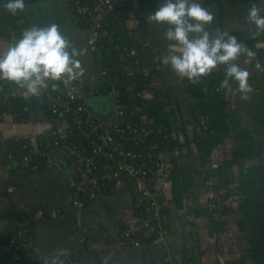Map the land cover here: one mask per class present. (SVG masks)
I'll use <instances>...</instances> for the list:
<instances>
[{
    "label": "built area",
    "instance_id": "2783aa9c",
    "mask_svg": "<svg viewBox=\"0 0 264 264\" xmlns=\"http://www.w3.org/2000/svg\"><path fill=\"white\" fill-rule=\"evenodd\" d=\"M62 1L68 15L92 33L90 50L98 65L100 81L95 89L83 88L82 81L73 82L67 88L62 82L49 81L48 88L39 97L27 95L10 82L5 90H1L0 119L10 115L3 114L1 109L23 95L30 102L36 100L39 110L49 109L54 115L44 118L50 124L48 134L24 135L19 143L13 142L21 154L16 156L13 150L7 155L10 164H5L1 158L0 164L16 174L33 175L51 163L54 152L66 150L77 164L70 182V199L79 208H84L102 194L111 193L115 185L125 178L140 182L145 176L171 179L174 163L166 154V149L160 146L159 139L169 140L172 132L167 125L159 126L156 122L163 110L154 108V105H162L167 111L170 106L147 95L151 83L144 90L139 88L138 77L149 74L157 62L154 55L145 53L143 46L139 47L128 19L130 6L141 0ZM125 28L127 32L123 37L115 38L114 35ZM16 31L11 35L10 43L21 37L19 29ZM213 91V88L208 89L209 93ZM93 97L111 102V107L99 104L107 108L106 119L92 110L93 102L90 103V99ZM157 110L158 115L155 114ZM11 117L23 123V118L18 120L15 115ZM146 185L141 182L136 195L138 203L145 205V208L139 216L135 215L128 221L130 224L111 232L109 238L114 243L141 247L145 236L152 233L157 238L167 235L175 202L172 197L154 192ZM212 185V180L206 182L207 189L202 198V203L211 212L222 203ZM11 219L16 220L21 228L7 243L0 264H50V260L43 261L37 255L34 235L29 234V224L19 222L14 215ZM59 259L64 264H75L73 257L67 253ZM163 262L180 264L179 259L171 255L166 256Z\"/></svg>",
    "mask_w": 264,
    "mask_h": 264
},
{
    "label": "crops",
    "instance_id": "0c3cea01",
    "mask_svg": "<svg viewBox=\"0 0 264 264\" xmlns=\"http://www.w3.org/2000/svg\"><path fill=\"white\" fill-rule=\"evenodd\" d=\"M44 1L45 5H49V10L53 11L56 19L59 18L60 28L72 43L79 49L87 50L83 60H86L85 69L88 72L81 79L82 87L95 89L100 79L97 62L90 50L92 33L80 27L79 22L68 15L62 0L37 1L40 4L36 10L25 7L23 12H18L15 16L9 13L0 14V52L6 50L10 44V31L15 29V17H17L16 24L19 23L21 26L26 23L29 28L38 25V21L32 18V14L42 9L46 10V6L43 8L41 5ZM142 2L143 0L140 3ZM204 2L205 0L200 3L203 5ZM137 4H132L127 12L130 23L134 21L132 15H135ZM251 5L239 8L245 10ZM227 15L224 20L229 31H235V27L244 24V20L237 21L233 25L228 23L227 20L232 17V13L228 12ZM210 30L223 32L217 24L216 17ZM132 31L138 39L137 30ZM239 33L246 38H253L248 37L247 33V35L244 32ZM166 43L168 45L169 42L166 41ZM163 55L161 54L162 57ZM161 60L159 59L157 64L158 74L153 78V82L148 87L149 92L146 91V93L149 96L150 93L157 91L166 99L171 98L172 104L180 105L182 121L178 122L179 128L174 126V132L171 131L172 138L177 136L180 139L181 124L189 126L194 120V100L187 93L183 83L181 85V79L170 70L169 66H163ZM2 89L4 87L0 81V91ZM100 99V101H93L92 110L96 115L99 114L105 118L108 116L105 114L107 108L99 104H108L111 107V102L105 98ZM49 127L50 124L45 120L19 123L12 119L11 115H5L0 121V148L8 138H17L31 133L46 135ZM179 152L180 150L177 149L174 154L171 153L173 157H176L178 164L181 162ZM76 168L75 159L64 149L54 152L51 163L33 175H14L0 167V250L2 251L0 261L7 247V240L13 233L11 222L13 213H20L33 229L35 251L43 261L50 260L57 252L63 250L64 253L73 257L75 264H163L164 258L170 255L178 258L180 264H256L247 254V249L250 247L249 235L239 231L237 226L240 212L237 208L238 202L233 199L235 197L233 185L230 187L232 191L230 197L217 193L222 201L220 208L226 207L228 210L211 213L202 203L207 189L206 184H204L203 196L199 198L198 203L196 195L192 194L199 184L195 179V186L190 187L183 194L185 203L183 202L179 207L176 203L174 204L171 210L172 224L166 236L158 237L150 244H143L141 247H126L109 241L103 231L117 230L135 217L134 195L139 188L137 182L130 179L120 180L111 193L102 194L84 208H79L70 199V182ZM150 182L148 183L152 184L151 186L163 192L165 196L169 194L173 197L170 179H155ZM214 221L220 222L221 230L218 232L212 230ZM87 253L94 254L96 259L93 260Z\"/></svg>",
    "mask_w": 264,
    "mask_h": 264
},
{
    "label": "trees",
    "instance_id": "16d2710c",
    "mask_svg": "<svg viewBox=\"0 0 264 264\" xmlns=\"http://www.w3.org/2000/svg\"><path fill=\"white\" fill-rule=\"evenodd\" d=\"M262 1L263 0H205L204 4L216 6V14L218 15V17H216L217 24L223 32L226 31L230 34H234L243 43L255 45L256 40L260 36L249 39L246 38L242 33L237 31H229L225 26L224 19L228 14V6L243 7L253 3L258 4ZM15 19H17V17H15ZM15 19L14 27L17 28ZM143 24V29H146V22ZM79 26L84 28L82 23H79ZM18 29H21V26H18ZM125 32H127L126 28L122 32L116 33L114 36L118 39V37H123ZM120 42L122 41L120 40ZM139 47L141 48L142 45L139 44ZM148 52L149 49L145 50V53ZM156 64L159 63L157 62ZM157 74V68L155 67L149 74L140 75L138 77L141 84L139 87L140 90H144L147 84L152 83L153 78ZM224 75L225 73L223 67L221 66L216 72L205 78L201 83L192 84L186 79L187 93L194 101H198L197 105L195 104L197 110H195V108L193 110L194 120L189 126L181 124V134H183L185 139L183 142H178L177 136L173 138L170 136L169 140H165L164 138L159 139L160 146L166 149V154L172 158L174 163V171L170 180L172 183V199L178 207L182 206L184 197L183 194L188 191L190 187L194 186L195 177L194 173L191 172L188 167L184 168L182 165L180 167L176 157H173L171 154L174 151L172 149L178 145L177 149H181V152L184 149H187L190 152L192 145L195 144L199 147L201 158L204 160L203 163L206 164V162L211 160L212 149L222 145L225 139L230 136V132L232 131V125L228 121L232 93L226 94L225 90L220 89V84L224 79ZM0 81L3 83L5 90L10 82L3 80ZM233 87H236V85L233 84ZM210 88H213L214 90L212 93L208 92V89ZM1 96L2 92L0 91V97ZM167 98L168 99H166L161 93L154 91V100L156 99L159 102L165 101V104H169L170 106V110L167 111L162 105H154V108L159 107L163 110V114L161 116L158 115L160 109L155 111V114L158 115V120L156 122H158L159 126H164V124L167 125L169 130L173 132L174 126L177 127V125H179L178 122L180 120L182 121L180 112L181 109L180 105L177 104L176 106L172 104L171 98ZM152 103L153 102H151V104ZM37 105L38 102L36 100L30 102L23 95L11 100L7 106L1 109V112L3 114L15 115V118L18 120L23 118V123H28L30 121L38 122L44 120V118H50L54 115L51 111H49V109L44 110L43 108L39 110ZM26 107L28 110L24 111ZM254 111L256 113L254 119L255 122H258L264 130V97L257 101ZM2 119L3 118H1L0 121ZM177 128H179V126ZM190 130H193L192 134L190 133ZM22 139L23 136H19L17 138H8L3 147L0 148V158L5 164H10V161L7 159L9 152L14 150V153L17 154L16 156L21 154L20 149L18 148L17 151L13 144L19 143ZM236 141L238 144L232 149L231 158L227 159L223 164L213 168V171L207 173L203 179V182L205 184L207 181L212 180V187L215 194L219 193L224 197H230V193L232 192L230 187L231 185L234 186L233 191L236 194L238 202L237 208L240 212V216L237 220V226L239 231H244L249 235L248 238L250 241V247L247 249V254L256 264H264V163L261 162L264 143L255 137L251 131L245 129L241 130L239 133H236ZM247 162H253V164L246 167L247 169H243L244 175L241 177L239 182H236L232 173L234 168L236 166L243 168ZM2 166L3 164H0V167ZM9 171L14 175H19L13 170ZM22 175L25 176L26 174H20V176ZM124 180L129 179L125 178ZM151 180L155 179H151L150 176H145L141 182L147 184L146 186L152 188L154 192H160L164 195L163 192L159 191L155 187L151 186L152 184L148 183ZM134 181H136L139 186L134 195V214L139 216V213L145 208V205L139 204L136 200V195L140 190L141 182L137 180ZM225 210L228 209L226 207H218L214 211L210 212L214 213L215 211L220 212ZM13 215L19 222L28 223L22 214L13 213ZM11 222L13 225V233L7 240V243L11 238L14 237V233H16V231L21 228L20 224L16 223V220H12ZM128 223L129 222H126L123 227H120L117 230L124 228ZM29 227H31L30 224ZM212 230H216L217 232L220 231V222L214 221ZM111 232L112 231L110 230H104L103 234L109 241L114 243V241L109 238ZM29 234H34L33 229L29 231ZM156 236L157 235L154 233H152L150 236H145L143 238V244H150L157 238ZM185 252L187 254V250H185ZM183 254L186 256L185 253ZM29 259H31L30 256Z\"/></svg>",
    "mask_w": 264,
    "mask_h": 264
},
{
    "label": "clouds",
    "instance_id": "9594fccd",
    "mask_svg": "<svg viewBox=\"0 0 264 264\" xmlns=\"http://www.w3.org/2000/svg\"><path fill=\"white\" fill-rule=\"evenodd\" d=\"M25 6L26 0H2L0 14L6 11L15 16ZM214 19V13L198 0H161L147 15L149 23L166 29L164 37L169 43L161 59L178 78L198 84L222 66L225 75L220 89L226 94L239 93L241 99L247 100L253 91L250 72L238 62L244 57V62L251 64L257 53L229 32H212ZM245 21L255 27L257 35L264 34V10L255 3L248 9ZM86 51L77 48L58 24L34 25L0 52V80L35 97L42 95L49 81L62 82L67 88L85 76L81 57ZM255 68L264 72L258 60ZM64 254L63 250L57 252L50 264H64L59 259Z\"/></svg>",
    "mask_w": 264,
    "mask_h": 264
},
{
    "label": "rangeland",
    "instance_id": "374dc122",
    "mask_svg": "<svg viewBox=\"0 0 264 264\" xmlns=\"http://www.w3.org/2000/svg\"><path fill=\"white\" fill-rule=\"evenodd\" d=\"M201 1H204V0H198V2H201ZM40 2H38L36 5L27 4L25 7H31V8H33V10L34 9L36 10V8L40 4ZM160 2H161V0H144L142 3H138L136 5V8H135V12H134L135 15L134 16L132 15L135 22L132 21V23H130L131 24V30L136 29L138 32L139 37H138L137 41L139 44L144 46L142 49L144 51L149 49L148 53H151L152 55H154L157 58V62L159 61V59H161V57H162L161 54H164L163 56H165V50L167 48L166 47V45H167L166 41L167 40L164 37V32L166 29L160 25H157L154 23H149L147 21V15L153 13ZM44 3H45V1L41 5H43V8L46 6V10L42 9V11L39 10V12H34L32 14V18H35V21H38V25H40V26H45V25H48L51 23H56L59 25L60 24L59 18L57 20L55 17V14L52 13L53 11L49 10V5H45ZM203 5H205V4H203ZM206 6H208V5H205V7ZM257 6H259L262 10H264V0L261 2L260 5H257ZM207 8L213 11L212 13H214L215 17H218V15L216 14V11H215L216 10L215 6H208ZM228 9H229L228 12L232 13V17L227 20L228 23L233 25L237 21H243L244 20V24H241V25L235 27V31L238 30L239 32H244L245 34L247 33L248 35L247 34L246 35L248 37L254 38L255 36L256 37L260 36L257 39V41L255 42V45L244 43L248 47H250L252 50L256 51V53H257V56L252 61V63L251 64L245 63L244 57H241L242 59L239 61V63L242 62V63H240V66L250 72L249 84L251 85L253 91L249 94V99H247V100L241 99V96L239 93L232 94L231 101H230L231 102V104H230L231 105L230 106L231 112H230L229 117H228V121L232 125V131L230 132V136H228L225 139V141H224V143H222V145L214 147L212 149V155H211L210 161L206 162V164L203 163L204 160L201 158V155L199 152V147L195 144L192 145L190 152L187 149H184L181 152V149H180V152L178 155H179V158L181 159V162H179V164L182 165V167H184V168L188 167L191 170V172L194 173L196 183H199L198 184L199 186L197 185V187L194 189V191H192V194L196 195V202L197 203L199 201V198H201L203 196V191L205 188L203 179H204L205 175L207 173H209L210 171H213L212 170L213 168L217 167L220 164H223L227 159L231 158L232 149L238 144L236 141V133H239V131L242 129L251 131L255 135V137H257L258 139H260L264 143V130L262 129L260 124L258 122H255V120H254L255 116H256V113L254 111L255 105H256L257 101H259L260 99H262V97H264V72H260V71L256 70V68H255V64H256L257 60L262 65H264V34L257 35L255 27L253 25L246 23L245 16L247 15V11L249 8L243 10V9H240L239 7L228 6ZM3 13L6 15L8 14L6 11ZM144 21L147 22L146 23V27H147L146 29H143ZM16 25H17V29H18V25L21 26L20 24H16ZM25 27L29 28V25L27 23L25 25H22L21 29H19V31H18L19 34H22V32L26 29ZM236 28H237V30H236ZM17 29L15 28L13 31L12 30L10 31V29H9L11 35H13L14 32H17L16 31ZM163 39H165V40L163 41ZM10 40H11V36H10ZM154 43H156V44H154ZM85 58H86V56H85ZM81 59L83 61V67L86 68V65H85L86 60H83V57H81ZM161 64L163 65V63H161ZM163 66H165V65H163ZM156 68H157V64H156ZM170 70H171V68H170ZM86 72H88L87 69H86ZM180 82H181V85L183 83V85L186 87V85H187L186 79H181ZM149 96L154 97V93H150ZM197 102L198 101H194L195 110H197L196 109L197 107H195V104L197 105ZM191 120H193V118ZM191 120H188V121H191ZM192 132H193V130H190L191 134H192ZM173 136H174V133H173ZM180 139L178 138L177 141L183 142L185 140L183 134L180 135ZM177 148H178V145H176L175 148L172 149V150H174L173 154H174V152L177 151ZM261 162L264 163V150L262 152ZM251 164H253V162H247V163H245L243 168H241L239 166H236L234 168L232 173H233V177H234L236 182L240 181L241 177L244 175L245 168L250 166ZM233 188H234V186H233ZM234 194H235V192H234ZM166 195L168 197L171 196L169 194H166ZM221 196H222V194H221ZM186 198H188V196H186ZM233 199L235 201H237L236 194H235V197ZM0 253H2L1 250H0ZM87 255L94 260V258H95L94 254L87 253Z\"/></svg>",
    "mask_w": 264,
    "mask_h": 264
},
{
    "label": "water",
    "instance_id": "95a60500",
    "mask_svg": "<svg viewBox=\"0 0 264 264\" xmlns=\"http://www.w3.org/2000/svg\"><path fill=\"white\" fill-rule=\"evenodd\" d=\"M37 1H41V0H26V5L27 4L35 5L37 3ZM90 100H92V102H93V101H98V100L100 101L101 99L99 97H95V98H92Z\"/></svg>",
    "mask_w": 264,
    "mask_h": 264
}]
</instances>
